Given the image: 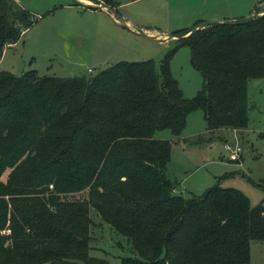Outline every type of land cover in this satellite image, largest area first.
Segmentation results:
<instances>
[{
  "label": "trees",
  "instance_id": "16d2710c",
  "mask_svg": "<svg viewBox=\"0 0 264 264\" xmlns=\"http://www.w3.org/2000/svg\"><path fill=\"white\" fill-rule=\"evenodd\" d=\"M253 11L174 31L177 46L159 67L145 59L71 77L0 71V264H251L264 203L221 183L184 196L167 165L196 110L208 131L249 127V82L264 77V9ZM36 20L0 0V62ZM181 46L204 80L192 98L170 66ZM166 128L173 138L156 137ZM92 210L131 255L90 254Z\"/></svg>",
  "mask_w": 264,
  "mask_h": 264
},
{
  "label": "rangeland",
  "instance_id": "374dc122",
  "mask_svg": "<svg viewBox=\"0 0 264 264\" xmlns=\"http://www.w3.org/2000/svg\"><path fill=\"white\" fill-rule=\"evenodd\" d=\"M37 20L21 39L6 47L0 71L21 75L37 70L41 75L71 77L96 74L123 60L154 59L159 62L177 46L170 38L176 30L193 27L224 0H117L120 5L96 7L94 0H17ZM257 0H242L245 17ZM92 4V6H87ZM106 8V9H105ZM264 9V4L260 5ZM249 17V16H248ZM202 18V19H201ZM169 37V39H167ZM173 75L187 98L203 86V76L194 67L189 46L179 47L170 60ZM250 124L245 132L219 129L208 131L204 112L188 116L181 140L173 145L167 174L178 180L184 196L202 195L217 183L245 193L253 206L264 203V77L249 82ZM156 137L173 138L171 129ZM242 146L240 158L231 160L234 140ZM53 187V185H51ZM90 254L118 262L131 255L127 239L100 222L95 210ZM48 264V263H46ZM251 264H264V241L251 243Z\"/></svg>",
  "mask_w": 264,
  "mask_h": 264
},
{
  "label": "crops",
  "instance_id": "0c3cea01",
  "mask_svg": "<svg viewBox=\"0 0 264 264\" xmlns=\"http://www.w3.org/2000/svg\"><path fill=\"white\" fill-rule=\"evenodd\" d=\"M258 2H255V4L252 7V10L249 12L248 16H251L254 14L253 8L256 4L263 5L264 0H257ZM222 2H225L224 5L222 6H217L216 8L213 7L211 14L207 16V18L202 19L207 21L211 20H225V19H230V20H235L238 18L245 17V12H243V5H242V0H224ZM106 9V8H105ZM247 16V17H248ZM205 22V21H204ZM170 38H174L172 35ZM169 39V37H167ZM182 138H185L182 136ZM177 191V189H176Z\"/></svg>",
  "mask_w": 264,
  "mask_h": 264
},
{
  "label": "built area",
  "instance_id": "2783aa9c",
  "mask_svg": "<svg viewBox=\"0 0 264 264\" xmlns=\"http://www.w3.org/2000/svg\"><path fill=\"white\" fill-rule=\"evenodd\" d=\"M233 142L235 146L230 143H226V148L231 150L230 159L238 160L240 158V152H242V146L236 139Z\"/></svg>",
  "mask_w": 264,
  "mask_h": 264
},
{
  "label": "water",
  "instance_id": "95a60500",
  "mask_svg": "<svg viewBox=\"0 0 264 264\" xmlns=\"http://www.w3.org/2000/svg\"><path fill=\"white\" fill-rule=\"evenodd\" d=\"M87 6H92V4H87ZM93 6H96V7H102L101 4H99V5H93ZM212 21H214V20H211V21H209V22H212ZM204 25H205V23H202V24H201V26H204Z\"/></svg>",
  "mask_w": 264,
  "mask_h": 264
}]
</instances>
